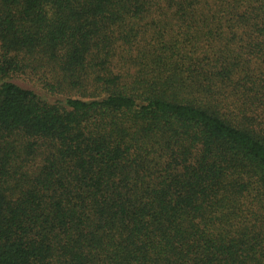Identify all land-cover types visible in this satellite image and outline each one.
I'll list each match as a JSON object with an SVG mask.
<instances>
[{
	"label": "trees",
	"instance_id": "obj_1",
	"mask_svg": "<svg viewBox=\"0 0 264 264\" xmlns=\"http://www.w3.org/2000/svg\"><path fill=\"white\" fill-rule=\"evenodd\" d=\"M0 264H264V0H0Z\"/></svg>",
	"mask_w": 264,
	"mask_h": 264
}]
</instances>
